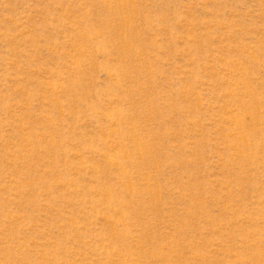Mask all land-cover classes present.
Segmentation results:
<instances>
[{"label":"rangeland","instance_id":"rangeland-1","mask_svg":"<svg viewBox=\"0 0 264 264\" xmlns=\"http://www.w3.org/2000/svg\"><path fill=\"white\" fill-rule=\"evenodd\" d=\"M0 264H264V0H0Z\"/></svg>","mask_w":264,"mask_h":264}]
</instances>
